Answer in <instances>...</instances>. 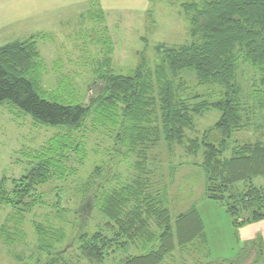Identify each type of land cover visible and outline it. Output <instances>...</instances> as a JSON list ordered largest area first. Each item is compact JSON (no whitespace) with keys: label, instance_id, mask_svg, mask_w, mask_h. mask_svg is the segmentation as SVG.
I'll return each mask as SVG.
<instances>
[{"label":"trees","instance_id":"obj_1","mask_svg":"<svg viewBox=\"0 0 264 264\" xmlns=\"http://www.w3.org/2000/svg\"><path fill=\"white\" fill-rule=\"evenodd\" d=\"M179 7L188 24L189 37L184 44L151 45L155 60L140 54L139 62L127 74L113 73L111 52L106 54L109 68L95 76L102 83V90L94 96L86 91L89 97L77 103L59 102L55 98L62 97L54 92L53 100L45 97L48 94L40 87L44 62L34 36L0 47V104L6 103V107L29 116L35 124L65 131L57 132L30 154L25 174L17 179L1 178L0 205L12 209L17 223L44 203L40 189L43 185L67 178L71 171L65 163L70 153L85 158L84 143L75 140L73 134L82 131L89 116L93 126L114 132V140L123 146L125 154L135 155L141 164L147 162L149 152L161 142L168 148L183 146L191 155L202 149L198 164L204 178L200 199L220 203L234 225L264 219V143L256 140L231 144L235 132L250 124L246 98L237 81L242 64L258 71L259 86L264 90V0H189ZM85 17L103 22L101 12L89 9L82 13V19ZM142 40L147 44L146 38ZM186 70L193 74L197 86L211 90L208 96L185 93L181 73ZM208 110L217 111L219 118L204 130L202 137L189 138L186 130L193 129L194 117ZM229 149L230 155L224 157ZM136 166L141 169L137 163ZM100 169L97 166L92 170L82 192L93 195L98 211L109 221L105 232H80L79 248L87 260L101 263L110 253L142 238L145 242H158V246L119 264H160L176 247L197 238L204 242L203 222L195 203L172 217L163 205L165 187L162 194L151 196L145 193L144 183L134 179L107 192L100 182ZM174 170H170V177ZM258 177L262 182L256 184ZM94 185L100 188H93ZM96 189L103 194L94 193ZM151 218L158 233L149 228ZM32 225L39 248L48 259H58L61 252L55 253L53 244L61 242L64 233L57 230L46 234L38 223ZM3 230L4 225L0 228ZM9 235L5 242L10 244ZM49 235L46 240L44 236ZM255 239L259 241L254 242ZM247 246L256 251L249 264H264L260 263L264 262V243L254 238L247 241Z\"/></svg>","mask_w":264,"mask_h":264},{"label":"rangeland","instance_id":"obj_2","mask_svg":"<svg viewBox=\"0 0 264 264\" xmlns=\"http://www.w3.org/2000/svg\"><path fill=\"white\" fill-rule=\"evenodd\" d=\"M185 1L189 0H0V45L27 39L32 34L44 62L40 87L48 94L45 97L52 99L54 92L62 97L54 96L59 102L77 103L89 97L86 91L90 90L89 95L94 96L102 90V83L95 76L108 70L106 54L111 52L113 73L127 74L139 62L140 54L148 56L150 61L155 60L151 45L159 42L169 46L184 44L189 37L188 24L179 5ZM89 9L94 13L101 12L103 22L79 17V13ZM23 11L28 12L27 15L34 13L36 19L20 27L14 20L21 17ZM38 26L40 30L52 31L38 36L34 33ZM142 37L148 40L147 44ZM187 72L181 73L185 93L208 96L210 89L197 86L193 74ZM259 76L256 69L246 64H242L237 72L250 124L235 132L232 145L256 140L264 143V90L259 86ZM218 118L219 113L215 110L195 116L193 129L186 130L187 136L202 137L204 130ZM57 132L65 133L58 127L35 124L29 116L6 107V103L0 104V180L2 177L17 179L25 174L30 154ZM73 136L84 143L85 158L80 159L74 152L68 155L65 164L71 172L65 180H53L40 188L44 197L41 207H35L24 215L22 223H17L12 209L0 205V228L4 225L5 229L0 231V264H119L158 246V242L149 243L138 238L129 242L126 248L110 253L101 263L91 262L83 256L79 248L80 232L93 234L101 229L105 232L109 221L98 211L93 195L82 192L97 166L101 167L100 182L107 192L134 179H140L145 185V193L151 196L156 197L158 192L162 194L165 187L166 202L163 205L168 207L172 217L196 204L203 222L204 242L197 238L193 243L176 247L160 264L253 262L256 251L247 246L246 239L259 238L264 243V220L234 225L233 218L220 203L200 199L204 178L198 164L202 149L191 155L183 146L168 148L161 142L149 152L147 162L141 164L135 155L125 154L123 146L115 142L114 132L93 126L90 116L82 131ZM230 153L229 149L223 155L228 157ZM173 169L170 177L169 172ZM261 182V177L255 179L256 184ZM100 190L96 189L94 193L100 196L103 194ZM34 221L46 234L57 230L64 233L62 241L53 244L52 250L61 252L58 259H48L46 252L39 248L36 229L32 225ZM154 224V219H149V228L158 233ZM7 233L11 236L10 244L5 242ZM44 237L49 240L51 235Z\"/></svg>","mask_w":264,"mask_h":264},{"label":"crops","instance_id":"obj_3","mask_svg":"<svg viewBox=\"0 0 264 264\" xmlns=\"http://www.w3.org/2000/svg\"><path fill=\"white\" fill-rule=\"evenodd\" d=\"M9 6V5H8ZM10 7H13V6H11L10 5ZM26 13H28V12H25V11H23V13L21 12V17H18L16 20H14V22H18L19 23V26L20 27H23L28 21H31V20H35L36 19V16H35V14L34 13H32L31 15H27ZM79 17L80 18H82V13H79ZM33 28V27H32ZM37 28V29H36ZM35 30H36V32L34 31V33H36V34H38V36H40V35H43L44 33H47V32H51L50 30H40V28H39V26L38 27H35ZM32 35V34H31ZM30 35V37H32ZM29 37V38H30ZM28 39V38H27ZM24 40H26V39H24ZM13 41H23V40H13ZM12 42V41H11ZM7 43H9V42H7ZM7 43H4V44H2V45H0V47L1 46H3V45H5V44H7ZM38 49V48H37ZM40 53V52H39ZM264 220V219H263ZM248 237H252V235H249ZM246 240H249V239H246Z\"/></svg>","mask_w":264,"mask_h":264}]
</instances>
